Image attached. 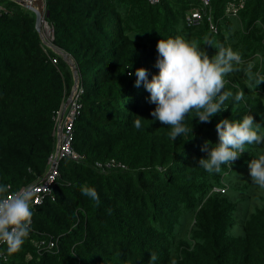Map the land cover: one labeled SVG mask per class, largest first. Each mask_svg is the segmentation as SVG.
<instances>
[{"label": "trees", "instance_id": "1", "mask_svg": "<svg viewBox=\"0 0 264 264\" xmlns=\"http://www.w3.org/2000/svg\"><path fill=\"white\" fill-rule=\"evenodd\" d=\"M229 0H212L200 24L188 16L191 0H44L53 45L76 62L81 105L73 147L82 161L60 164L53 197L35 205L31 231L3 264H264V188L251 182L248 162L264 144L246 145L229 168L199 165L206 141L218 140L216 123L253 115L264 133V0H247L238 16ZM0 183L10 193L45 175L56 149L57 111L71 95V65L43 44L35 13L0 0ZM217 25L215 33L210 20ZM180 36L212 57L230 48L241 57L224 90H243L209 123L193 110L192 133L173 141L170 127L151 116L154 104L135 69L155 67L156 44ZM53 59H56L54 62ZM132 65L131 68H127ZM132 72V75L128 73ZM142 117V127L133 121ZM191 138V139H190ZM120 166L101 170L96 162ZM94 186L101 203L82 194ZM56 240L57 248L42 241ZM155 253L157 259L150 260Z\"/></svg>", "mask_w": 264, "mask_h": 264}, {"label": "clouds", "instance_id": "2", "mask_svg": "<svg viewBox=\"0 0 264 264\" xmlns=\"http://www.w3.org/2000/svg\"><path fill=\"white\" fill-rule=\"evenodd\" d=\"M156 51L155 67L159 71L151 74L149 79L147 68H136L134 86L139 88L143 85L150 94L148 102L155 105L151 116L170 127L169 136L173 141L189 132L192 133L191 138L194 137L193 127L189 128L184 122L193 110V117L198 122L209 123L215 114L225 109L224 103L230 97L237 102L244 98L243 90L235 93L224 90V77L238 70L236 65L241 62L236 51L220 47L209 57L197 43L180 36L161 38ZM131 67L130 64L127 68ZM261 81H264V76L259 77L258 82ZM141 118L137 116L133 121L136 129L142 127ZM260 129V123L251 114L240 119L219 120L216 123L218 140L215 143L206 141L202 145L201 151L206 156L199 160L200 167L217 173L222 165L231 168L232 163L247 150L246 145L264 144V133ZM248 170L251 182L264 188V153L248 162ZM8 191L9 186L0 183V243L7 244L8 251L13 252L20 249L30 234L34 209L29 191L17 192L11 199ZM81 192L97 205L101 203L94 186H84ZM156 259V254H151L150 260Z\"/></svg>", "mask_w": 264, "mask_h": 264}, {"label": "built area", "instance_id": "3", "mask_svg": "<svg viewBox=\"0 0 264 264\" xmlns=\"http://www.w3.org/2000/svg\"><path fill=\"white\" fill-rule=\"evenodd\" d=\"M29 3H44V0H24ZM151 3L156 4L159 3L161 0H149ZM191 1H197L200 2L201 6L196 7L191 10L188 21L191 25H199L200 22L203 19L204 13L207 6H210L212 0H191ZM247 0H229L226 5V15L228 16H238L239 11L245 6ZM44 8V5H43ZM5 11V7L0 4V16ZM45 11V9H44ZM210 20V27L215 32L218 31V28L216 24L212 21L211 17H209ZM44 29L47 31L52 32L51 36L49 38L42 37V42L45 46L51 47L50 44H53L54 39V33L53 28L50 26V24L43 18V24ZM46 26V27H45ZM49 27V28H48ZM50 29V30H49ZM46 32V31H45ZM47 33V32H46ZM54 62H56V59H53ZM79 93L77 91H74V94L71 96V100L68 103L67 109L65 114L63 115V107L65 103L62 105L61 109L57 111L56 114V124H55V135L57 139L56 149L51 154L48 162V171L46 174L40 178L37 182L22 187L16 192L10 193L8 195V198H13L14 194L17 192L22 191H29L32 196V206L40 205L42 204L46 199L49 197H53V187L56 182V180L60 177V164L63 159L69 158L75 161H82L83 156L79 155L76 150L73 147V141H74V125L76 122V119L78 115L80 114V102H79ZM96 166L100 168L103 171H106V168H112V167H126L122 163H117L114 159L106 162L98 161L96 162ZM46 244L48 248H58L59 244L56 240H44L42 241ZM4 243H0V264L7 263L9 261V255L4 249Z\"/></svg>", "mask_w": 264, "mask_h": 264}, {"label": "water", "instance_id": "4", "mask_svg": "<svg viewBox=\"0 0 264 264\" xmlns=\"http://www.w3.org/2000/svg\"><path fill=\"white\" fill-rule=\"evenodd\" d=\"M17 2H19L20 4H22L23 6H25L26 8L32 10L35 15H36V28L37 31L40 33L42 32V24H43V18H44V9H43V3H29L26 2L24 0H15ZM50 46L52 47L53 50H55L57 53L61 54L65 59H67V61L69 62V64L72 67L73 73H74V79H75V84H74V89L71 93V95L69 96V98L67 99L64 107H63V112L62 114L64 115L68 106L69 101L71 100V96L74 94L75 89L78 87L79 84V73H78V67L76 62L72 59V57L64 52L63 50L57 48L56 46H54L53 44H50Z\"/></svg>", "mask_w": 264, "mask_h": 264}, {"label": "rangeland", "instance_id": "5", "mask_svg": "<svg viewBox=\"0 0 264 264\" xmlns=\"http://www.w3.org/2000/svg\"><path fill=\"white\" fill-rule=\"evenodd\" d=\"M46 27V26H45ZM49 28V27H48ZM50 30V29H49ZM47 33H46V32ZM41 34H42V37H44V38H49L50 36H51V34H52V32H51V30L50 31H47V30H45L44 29V26L42 27V32H41Z\"/></svg>", "mask_w": 264, "mask_h": 264}]
</instances>
